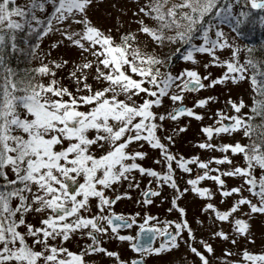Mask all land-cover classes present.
Returning a JSON list of instances; mask_svg holds the SVG:
<instances>
[{
	"label": "snow or ice",
	"instance_id": "obj_1",
	"mask_svg": "<svg viewBox=\"0 0 264 264\" xmlns=\"http://www.w3.org/2000/svg\"><path fill=\"white\" fill-rule=\"evenodd\" d=\"M99 6L0 0V264H149L169 253L176 255L167 264H264V250L239 246L255 243L251 221L264 217V45L237 42L245 24L264 26V14L250 11L264 13V0H113L109 26L95 22ZM24 28L27 49L17 43ZM61 49L73 55L53 58ZM14 53L38 63L14 68ZM177 55L186 66L173 71ZM209 65L224 72L211 77ZM245 82L250 104L228 96L232 114L217 108L212 124L200 125L206 139L196 144L220 155L173 151L189 127L180 121L202 120L195 109L217 99L186 104V92ZM145 143L157 150L159 168L140 162ZM205 179L213 185H201ZM133 189L135 204L167 202L176 218L116 212ZM189 196L203 201V218H187L180 201ZM73 240L76 251L66 246ZM228 244L240 260L230 259Z\"/></svg>",
	"mask_w": 264,
	"mask_h": 264
},
{
	"label": "rangeland",
	"instance_id": "obj_2",
	"mask_svg": "<svg viewBox=\"0 0 264 264\" xmlns=\"http://www.w3.org/2000/svg\"><path fill=\"white\" fill-rule=\"evenodd\" d=\"M113 2V0H100V6L98 9H96L95 14H94V20L95 22L101 23L102 26H109L111 25L112 21L111 19H109L107 13L108 11L111 10L110 5ZM18 3H26V0H18ZM113 15H115V12L113 11ZM132 27L134 28L135 25H132ZM115 35V32L113 33ZM55 39V37L53 36H49L47 38L42 39L41 45L40 47L43 49H47L49 47V41ZM65 52L66 56H72L73 53L70 51H65L64 49H61L60 51L57 50H53L52 51V57L56 58L58 55H60V52ZM218 54L221 56V58H224L227 56V51L224 50H218ZM206 55V54H204ZM47 59V58H46ZM202 59H204L205 61L208 59L207 55L203 56ZM32 65L38 63V60H32ZM184 66H186V63L181 61L179 59V55H177L174 58V63H173V71H177L181 68H183ZM190 66V65H189ZM224 68L225 66H216V65H209L208 68V72L211 74V77H215L218 76L220 74H222L224 72ZM199 71L201 73H203L205 70L203 69V67L199 68ZM63 74L65 79H64V83H69V80L67 79L66 76V72H64L63 70H58L57 75H61ZM250 88H248L247 83H243L240 85V87H231L230 91H225L224 88L220 85H216L213 86L212 88H207V89H200L198 90V92H186V100L185 103L186 104H191L192 102H194V100L196 98L202 97V96H207V95H211V96H215L217 99L214 102H209V104L205 107V108H197L195 109L196 111L202 112L203 113V119L202 120H196L194 118H188L185 117L183 118L180 122L184 123V122H188L189 123V127L187 128V130H185L184 132L180 133L179 136L176 139V144L173 146V151L174 152H179L181 154H183L185 157L194 155V154H198L200 158L202 159H206L208 158L210 155H220L221 153L219 152H215V151H211V150H205V149H201L198 147V145L196 144V141L198 140H205L206 137L205 135L200 131V125L201 124H212L213 119H215L214 113L215 110L217 108L222 109L224 112L228 113L229 115L232 114V110L229 107L225 106V102H226V98L228 96H232L233 99H236L238 96H243L245 103L246 104H250V99H249V95L248 92H250ZM169 103V101L165 100V104L167 105ZM248 109L245 108L243 109V111H247ZM167 127V122L166 125ZM238 135V134H237ZM222 139L225 141H229L231 140V137L228 136H222ZM213 143H215V139L212 140ZM156 155H157V151H155ZM152 156L153 153H150ZM234 160L239 161L240 157L234 156L233 157ZM147 159L145 158L144 160L141 161V163L145 164V165H151L152 164V158H150V160H148V162L145 163ZM155 165V164H152ZM190 167L193 168V172L191 175H195L198 171V169L195 167L194 164L190 163L189 164ZM155 168H159L153 166ZM223 167H227V165H223ZM187 175V174H185ZM238 181H234V180H229V184L232 183H236ZM201 185H209L212 186L213 182L210 180L205 179L204 181L201 182ZM143 187V185H142ZM133 191V190H132ZM136 192V190H135ZM136 195H138V192H136ZM125 199H122L120 201H118L114 206V210L116 211V205H118L119 207L125 206L124 201ZM122 201V202H121ZM214 202H217L216 199H214ZM180 203L182 205H186L187 207V218L191 221L193 216L195 215H200L203 218V214H201L199 212V207L198 205L202 204L203 201L199 200V199H195L192 196H189L186 199H183L180 201ZM155 205L154 208L152 209V212H155L159 215H162L163 218H168V219H174L177 216V212L174 210L170 213H168L166 211V209L169 207L167 202L164 203H155L153 204ZM220 207H223V205H219ZM29 219L33 222V223H37V219L35 217L30 216ZM251 229H252V234L255 237V243L254 244H247L245 245L243 243V241L240 242V247H247L250 251H254V252H259L264 250V217H260L257 216L255 219H253L251 221ZM199 235H205L207 236L206 230L199 233ZM76 241L73 240L71 242H68L66 244V246L70 249V250H78L76 247ZM108 247H113V245H107ZM214 247L216 248V254L220 255L221 254V245L219 244V242L214 243ZM227 247L231 248L233 251V255L230 257V259L233 260H240L241 257L238 254V249L234 248L231 244H228ZM181 248H183V245H181ZM176 255V253H169L167 256L163 257L165 259H160L159 258V262L164 264L163 261L166 262L169 261L170 259H172L174 256Z\"/></svg>",
	"mask_w": 264,
	"mask_h": 264
},
{
	"label": "trees",
	"instance_id": "obj_3",
	"mask_svg": "<svg viewBox=\"0 0 264 264\" xmlns=\"http://www.w3.org/2000/svg\"><path fill=\"white\" fill-rule=\"evenodd\" d=\"M250 11H251L252 16L257 17V18L260 15L264 14V13H261L260 10H250ZM241 31L244 33V35L242 37H237V42L239 44H242V45L251 44L254 47H260L261 45H264V26H261L259 24L258 19L255 23H252L250 25L245 24L244 26H242ZM25 32H27V28H24L23 30H20L17 32V43L19 47L27 49V45L24 44ZM28 43L29 44L34 43V39L32 37H28ZM7 61L12 67L19 68V69H24L32 65V63L30 65L26 61L24 53H14L10 56H7ZM249 99L251 103L250 96H249Z\"/></svg>",
	"mask_w": 264,
	"mask_h": 264
},
{
	"label": "flooded vegetation",
	"instance_id": "obj_4",
	"mask_svg": "<svg viewBox=\"0 0 264 264\" xmlns=\"http://www.w3.org/2000/svg\"><path fill=\"white\" fill-rule=\"evenodd\" d=\"M144 150L148 152V158H146L147 160L145 161L148 162V160H150V158H154L156 156V153L155 149H151L148 147V145L145 143L144 145ZM150 153H153L154 156H152ZM141 162V161H140ZM156 165V164H155ZM155 165H152L151 166H155ZM147 166V165H146ZM156 167H159V165H156ZM143 185V183H142ZM141 185V186H142ZM132 191V190H131ZM136 192H138V190H136ZM136 192H135V189H133L132 191V198L131 199H125L123 200L124 203H125V206H122V207H119L118 205H116V212H124V213H127V212H132V211H148L151 215H154L156 216V218L163 222V220L165 219H168V218H163L162 215H159L155 212H152V209L154 208L155 205L151 204V205H148V206H144V207H141L137 204L134 203V200L137 199L139 197V192H138V195H136ZM122 202V201H121ZM155 204V203H154ZM114 206V205H113ZM170 213V212H168ZM137 227V225H134L133 226V229L131 230L133 235L135 234V228ZM124 231H129L127 229H125ZM159 239V238H158ZM168 255V254H167ZM167 255H163V256H160V257H152V259L149 261V264H162L159 262V258L160 259H165L163 257L167 256ZM164 264H166L165 261H163Z\"/></svg>",
	"mask_w": 264,
	"mask_h": 264
}]
</instances>
